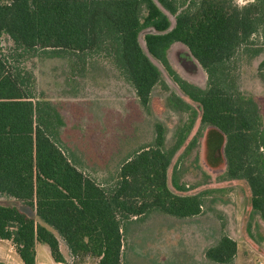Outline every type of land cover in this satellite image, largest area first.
Listing matches in <instances>:
<instances>
[{"label":"trees","instance_id":"16d2710c","mask_svg":"<svg viewBox=\"0 0 264 264\" xmlns=\"http://www.w3.org/2000/svg\"><path fill=\"white\" fill-rule=\"evenodd\" d=\"M147 30L154 32L145 35L144 48L140 35ZM5 35L25 53H104L144 107L160 86L170 92L173 106L192 113L191 118L169 149L158 125L155 145L128 159L113 184L101 185L59 146L63 121L48 102H34V76L10 65L2 46ZM175 43L186 46L206 71L207 88L173 68L168 52ZM239 53H264V0L243 6L234 0H11L0 5V196L34 208L73 256L98 257L99 264H123L124 225L133 218L154 211L182 219L200 215L204 197L177 195L168 182V169L197 113L170 91L156 60L183 96L202 107V124L225 136L227 178L248 183L253 210L264 220L263 117L258 102L237 87ZM258 71L264 81V59ZM174 185L186 191L176 180ZM0 239L13 242L25 264H36L37 243L47 244L55 261L65 263L57 235L17 207L0 205ZM237 252V242L223 236L206 257L228 264Z\"/></svg>","mask_w":264,"mask_h":264},{"label":"rangeland","instance_id":"374dc122","mask_svg":"<svg viewBox=\"0 0 264 264\" xmlns=\"http://www.w3.org/2000/svg\"><path fill=\"white\" fill-rule=\"evenodd\" d=\"M234 1L243 6L253 0ZM10 2L0 0V5ZM169 16L174 25L175 17ZM153 32L141 33L144 48L145 35ZM2 46L11 66L33 74L34 102H48L60 115L61 149L73 165L101 185L113 184L128 159L155 145L158 125L164 128V146L169 149L191 118L192 113L173 106L170 92L160 86L144 107L132 84L104 53H25L16 50L7 35ZM168 57L184 79L208 87L206 71L186 46L175 43ZM263 59L264 53L257 57L239 53L236 82L244 95L260 105L264 130V81L258 71ZM153 61L162 69L170 91L186 99L197 113L191 133L168 169L169 187L180 196L202 195L204 206L200 215L190 218L154 211L126 222L123 264H218L206 253L223 236L238 244L237 256L228 264H264V220L253 210L248 183L227 178L225 136L216 127L202 124V107L184 97L163 67ZM175 180L185 192L177 190ZM0 205L17 207L38 221L35 209L15 198L2 195ZM88 257L80 254L71 262L81 264Z\"/></svg>","mask_w":264,"mask_h":264},{"label":"crops","instance_id":"0c3cea01","mask_svg":"<svg viewBox=\"0 0 264 264\" xmlns=\"http://www.w3.org/2000/svg\"><path fill=\"white\" fill-rule=\"evenodd\" d=\"M38 218V217H37ZM48 229L52 230L58 237L60 242V250L65 258V263L57 262L51 254L50 247L44 243L36 244V264H77L71 262L74 259L66 244V242L57 234L55 230L43 223L39 218L38 221ZM88 259L81 264H99V258L88 255ZM0 263L4 264H25L18 253L16 245L10 240L0 239Z\"/></svg>","mask_w":264,"mask_h":264}]
</instances>
